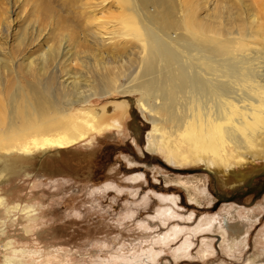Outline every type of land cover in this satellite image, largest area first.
<instances>
[{
	"label": "rangeland",
	"instance_id": "rangeland-1",
	"mask_svg": "<svg viewBox=\"0 0 264 264\" xmlns=\"http://www.w3.org/2000/svg\"><path fill=\"white\" fill-rule=\"evenodd\" d=\"M1 37L0 26V46ZM138 79L131 67L50 133L38 125L14 135L0 124V264H264V192L244 186L264 178V162L244 174L222 162L229 178L221 179L195 154L198 141L179 139L171 153L158 131L178 127L166 93L153 96L158 83L149 97L127 92ZM100 109L102 120L85 118ZM135 119L147 133L129 152ZM15 157H24L18 167Z\"/></svg>",
	"mask_w": 264,
	"mask_h": 264
},
{
	"label": "bare ground",
	"instance_id": "bare-ground-1",
	"mask_svg": "<svg viewBox=\"0 0 264 264\" xmlns=\"http://www.w3.org/2000/svg\"><path fill=\"white\" fill-rule=\"evenodd\" d=\"M178 2L0 0V124L14 135L38 125L53 132L56 120H71V109L109 95L118 75L138 67L127 92L149 97L158 83L153 96L166 93L178 127L158 131L171 153L179 139L198 141L195 154L221 179L229 178L222 162L242 174L264 162V0ZM100 110L85 118L102 120ZM223 224L239 232L227 217Z\"/></svg>",
	"mask_w": 264,
	"mask_h": 264
},
{
	"label": "flooded vegetation",
	"instance_id": "flooded-vegetation-1",
	"mask_svg": "<svg viewBox=\"0 0 264 264\" xmlns=\"http://www.w3.org/2000/svg\"><path fill=\"white\" fill-rule=\"evenodd\" d=\"M126 105V104H125ZM114 111V110H113ZM136 117V112H135V109L133 108L132 109V120ZM137 122L136 126L138 128V131L139 133L137 134V132H134L133 135L129 136V137H126V139L124 140V145H125V150H128L130 152V145L131 146H138V147H142L143 146V137L145 135V133H147L146 129L145 128H140L138 125H139V121L140 120H137L135 119ZM127 126L130 127V122H127ZM134 130V129H133ZM136 131V130H134ZM123 132V131H122ZM148 135V134H147ZM142 152V150H141ZM144 152H146L147 154L149 153L146 149V147L144 146ZM143 157H146L145 154ZM136 167V166H135ZM143 167V166H142ZM254 178V177H253ZM252 178V179H253ZM255 180V179H254ZM254 180H252L251 182L249 183H246V185L244 186H247V188L249 190H253V189H259L258 193L259 195L261 193L264 192V178L260 179L259 181H257L256 183L254 182ZM243 186V185H242ZM254 187V188H252ZM242 188V187H241ZM254 201L256 200V198L253 199ZM253 201V202H254Z\"/></svg>",
	"mask_w": 264,
	"mask_h": 264
},
{
	"label": "water",
	"instance_id": "water-1",
	"mask_svg": "<svg viewBox=\"0 0 264 264\" xmlns=\"http://www.w3.org/2000/svg\"><path fill=\"white\" fill-rule=\"evenodd\" d=\"M53 152H56V151H53ZM48 153H51V152H48ZM161 162V164H163V165H165V166H169L168 164H166L165 162H163V161H160ZM170 167V166H169ZM174 170H180V169H178V168H173ZM263 173H264V171H262ZM256 176V175H255Z\"/></svg>",
	"mask_w": 264,
	"mask_h": 264
}]
</instances>
